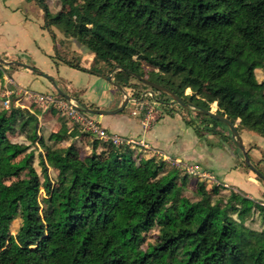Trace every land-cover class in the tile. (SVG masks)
Segmentation results:
<instances>
[{
    "label": "trees",
    "instance_id": "16d2710c",
    "mask_svg": "<svg viewBox=\"0 0 264 264\" xmlns=\"http://www.w3.org/2000/svg\"><path fill=\"white\" fill-rule=\"evenodd\" d=\"M35 1L45 27H58L92 53L84 67L80 56L69 58L55 46L53 58L59 62L103 77L111 74L115 89L129 90L137 100L155 99L173 116L172 98L136 73L196 108L216 103L215 112L241 136L251 131L264 137V80L256 74L264 71V0H61L66 11L59 12L44 0ZM6 67L0 63V78ZM69 89L60 90L86 106ZM37 113L35 106L31 111L12 103L0 109V264H264L263 205L232 203L236 194L231 191L227 206L232 217L221 205L218 186L209 191L205 181H196L198 199L177 206L178 221H169L161 210L172 193L174 200L179 197L173 188L177 181L187 183V173L153 155L137 160L135 146L91 134L83 157L72 143L64 151L53 147L39 153V173L29 149L43 142ZM183 121L199 137L209 133L232 140L224 123L199 111ZM16 129L27 143L8 138L7 132ZM80 129L73 123L67 137L74 138ZM18 155L21 159L12 161ZM241 164L251 170L243 159ZM49 167L57 171L54 183ZM256 217L258 228L245 223ZM14 219L18 225L11 233ZM162 219L165 226H160ZM153 228L159 231L143 249L145 234Z\"/></svg>",
    "mask_w": 264,
    "mask_h": 264
},
{
    "label": "rangeland",
    "instance_id": "374dc122",
    "mask_svg": "<svg viewBox=\"0 0 264 264\" xmlns=\"http://www.w3.org/2000/svg\"><path fill=\"white\" fill-rule=\"evenodd\" d=\"M44 2L52 9V12L66 11V7L61 0H45ZM7 5L16 9L12 15L8 13ZM65 22L70 23L71 21L65 18ZM61 42L64 44L63 47ZM55 46L69 58L80 56L82 66L88 67L90 65L92 53L66 38L58 27L50 26V28H47L44 26L43 11L35 0H0L1 58L12 62L25 61L23 63L29 64L56 79L58 83L56 86L60 89L62 87L67 89L68 86L70 88L69 92L74 94L86 106L92 105L95 107L98 105L101 109L108 110L112 108L107 107L111 105L119 106L125 96H128L129 99L121 111L115 114L102 115L101 126H106L109 130L128 132L134 140L118 136L122 139L134 141L129 145L137 147L135 154L137 160L153 155L157 158L160 157L170 165L178 166L183 173H187V183L181 185L177 181L173 188L179 191V197L174 200L175 194L172 193L166 200L161 215L167 214L170 218L169 221H178L177 206L187 205L189 202L198 199V196L193 192L196 181H205L209 191H211L213 185H217L221 205L225 206L226 213L232 217L234 215L227 206L231 191L236 194L232 203L246 202L252 204L258 202L264 206V183L257 179L253 171H248L242 166L243 157L234 141H223L220 137L209 133L199 137L190 126L184 123L183 118H192L196 111L191 108L183 110L178 107V104L170 103L169 105L176 110V113L173 116H168L165 114L164 107L160 106L155 99H134L130 97L129 90L123 89L124 95L121 90L113 87L111 81L100 74H91L59 62L53 58ZM12 73L13 80L4 79V75L8 77ZM256 74L258 79L264 80L263 70H257ZM3 76L0 78V109L9 108L11 103L14 106L25 107L31 111H34V106L38 109L36 115L37 134L43 142L31 143L29 149L34 152V166L39 173L38 154L44 153L49 148L54 147L64 151L72 143L82 157L89 152V142L92 140V135L83 133L85 130L83 127L77 130V135L74 138L67 137V133L72 130L73 122L66 110L60 108L56 102H51V98L54 100H61V98L56 97L54 94L55 89L50 80L15 63L4 68ZM14 84L15 88L11 90L10 86ZM189 92L190 90L186 89L185 93ZM145 93L153 96L151 91ZM200 96L205 97L204 93H201ZM6 100H10V103H7ZM76 101L78 102V100ZM210 110L215 112L216 103L210 104ZM87 115L93 116L89 113ZM95 116L98 118V115ZM155 120L157 122L152 129V136L157 134L160 147H163L164 140L168 139L171 148L169 152L165 153L164 150L149 147L144 142L145 132ZM57 132L63 134V136L59 139L50 137L51 134ZM7 136L12 142H28L17 129L14 132H7ZM242 137L245 147L250 149L254 162H260L259 167L264 172V137L251 131H243ZM196 140L200 142V146H203L204 152L214 153L219 171H222L224 166H228L229 168L234 167L244 174L240 175L239 173L238 175V173L232 172L231 176L228 174L227 179L223 177L222 173H218V170L210 172L197 162L171 157L174 150H185ZM21 157L22 155H18L12 161L17 162ZM56 175L57 171L49 167L48 176L53 183ZM40 178L43 180L42 174H40ZM45 199L46 195L41 188V206H44ZM245 223L252 228L259 227L257 217L254 220L247 219ZM164 224L165 222L162 219L160 226H165ZM17 225L18 221L14 219L10 225L11 233L15 232ZM158 231V228H153L145 234L146 242L142 245L143 249L146 248V243L154 240Z\"/></svg>",
    "mask_w": 264,
    "mask_h": 264
},
{
    "label": "water",
    "instance_id": "95a60500",
    "mask_svg": "<svg viewBox=\"0 0 264 264\" xmlns=\"http://www.w3.org/2000/svg\"><path fill=\"white\" fill-rule=\"evenodd\" d=\"M0 63L1 64H4V65H10L12 63H15V64H19L35 73H37L38 75H41L45 78H47L48 80H50L52 82V85L54 87V89L60 93L64 98L66 99H71L70 96H68L67 94L63 93L57 86L56 84L54 83L53 81V78L51 76H48L46 75L45 73H43L42 71L36 69L35 67L29 65V64H26V63H22V62H12V61H7V60H4L3 58L0 57ZM118 68V65H115L113 70L114 71L115 69ZM133 75L139 79L140 81H142L143 83H146L148 84L149 86H151L152 88H155L157 90H160V91H163L165 92L166 94H168L171 98H172V101L176 104H178L179 106L183 107V108H191L193 109L194 111H199L200 113L202 114H205L215 120H218L222 123H224L230 130V133H231V137H232V140L234 141L236 147L240 150L241 154H242V157H243V161L244 163L257 175L259 176L260 178H262L264 180V174L261 173L255 166L252 165L250 159H249V156L247 154V151H246V148H245V145H244V142H243V139H242V136L240 135V133L237 131V129L235 128V126L224 116L214 112V111H211L210 109H204V108H196L193 104L191 103H185L179 96H177L176 94H174L171 90L163 87L162 85L160 84H157L145 77H142L136 73H133ZM106 79L108 81H111L112 80V76L111 74L109 76L106 77ZM122 91V93L125 95V92L123 91V89H120ZM128 96H125L124 100H122V102L120 103L119 106L117 107H114L112 109H108V110H105V109H98V108H91V107H88V106H83V110L87 113H90V114H95V115H98V116H102V115H106V114H114V113H117L119 111H121L124 106L126 105L127 103V100H128Z\"/></svg>",
    "mask_w": 264,
    "mask_h": 264
},
{
    "label": "crops",
    "instance_id": "0c3cea01",
    "mask_svg": "<svg viewBox=\"0 0 264 264\" xmlns=\"http://www.w3.org/2000/svg\"><path fill=\"white\" fill-rule=\"evenodd\" d=\"M49 9L52 11V9L50 7H49ZM7 10H8V13L11 14V15L16 11L15 8H11L8 5H7ZM21 61H22V63L25 62L23 60H21ZM3 77H4V79L13 80V73L10 74V76H8V77L6 75H4ZM53 81H54V79H53ZM13 88H15V84L13 86H10V89L11 90ZM113 107H115V105H111V106H109L107 108H113ZM92 108L101 109V107H99L98 105L95 106V107H92ZM93 115H95V114H93ZM98 117H99V120H101V117L102 116H98ZM160 118H162V117H160ZM156 122H157V120H155L147 128V130L145 132V136H144V138H145V141L144 142H146L149 147H153V148H156V149H159V150H164L163 152H165V153L166 152H169V149H171V148H170V144L168 143V139L167 140L165 139L164 140L163 147H160V144L158 142L159 140L157 138V134H156V136H152V134H153L152 133V129H153V127H154V125H155ZM103 127L108 132H110V133L117 134V135L122 136L124 138H132V136L128 132H123V131H120V130H109L106 126H103ZM197 141L198 140H196L195 142H193L185 150H180V151L179 150L178 151H175L174 150L171 153L172 154L171 157L176 158V159L188 160L190 162L192 161V162H195V163L197 162L203 168L207 169L210 172L215 171V170H218L217 169V166H216L217 164L215 162V155H214V153L213 152H204L203 151V149H204L203 146H200L199 145L200 142L199 141L197 142ZM232 172L238 173V175H239V173H240V175L244 174L243 172L238 171L236 168H234V167L233 168H229L228 166H224V168H223L222 171H219L218 170V173H222L223 177L224 178H227V179H228V177H227L228 174L230 175ZM224 182H226V181H224ZM231 184H233V183H231Z\"/></svg>",
    "mask_w": 264,
    "mask_h": 264
},
{
    "label": "built area",
    "instance_id": "2783aa9c",
    "mask_svg": "<svg viewBox=\"0 0 264 264\" xmlns=\"http://www.w3.org/2000/svg\"><path fill=\"white\" fill-rule=\"evenodd\" d=\"M6 102L10 103V100H6ZM51 102H56L60 108L67 111L73 123L80 125L95 137L104 141H112L116 144L122 142L130 144L134 142L133 140L122 139L118 135L108 132L103 126H101L99 117L97 118L93 114V116H88V113L83 110V106L73 98L61 100H54L51 98Z\"/></svg>",
    "mask_w": 264,
    "mask_h": 264
}]
</instances>
